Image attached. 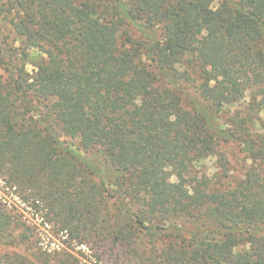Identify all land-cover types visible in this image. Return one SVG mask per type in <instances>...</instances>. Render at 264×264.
I'll list each match as a JSON object with an SVG mask.
<instances>
[{
	"label": "trees",
	"instance_id": "16d2710c",
	"mask_svg": "<svg viewBox=\"0 0 264 264\" xmlns=\"http://www.w3.org/2000/svg\"><path fill=\"white\" fill-rule=\"evenodd\" d=\"M229 144L243 177L198 175ZM0 182L70 246L264 264V0H0ZM59 249L0 264H80Z\"/></svg>",
	"mask_w": 264,
	"mask_h": 264
},
{
	"label": "rangeland",
	"instance_id": "374dc122",
	"mask_svg": "<svg viewBox=\"0 0 264 264\" xmlns=\"http://www.w3.org/2000/svg\"><path fill=\"white\" fill-rule=\"evenodd\" d=\"M130 35L138 38L136 32L128 30ZM31 71L32 68H29ZM65 139V138H63ZM69 142V139H65ZM221 155L215 157H207L199 161L196 165L198 175H206L212 177L215 174L229 172L236 178L243 177L245 171L250 166L246 156L240 151L238 144H229L222 148ZM228 168V169H225ZM4 187L0 182V204L11 212L15 213L25 225L27 234L30 236L28 246L20 248H10L0 245V250L3 252H24L32 257L33 254L47 253L55 254L59 247L66 248L69 253V258L73 261H78L80 264H133L127 261V257L121 252L113 249L112 245L106 244L91 245V246H70V243H65L64 238L60 236L54 237L55 228L52 223L41 219L27 204L19 200L18 197ZM53 237V239H49ZM52 252V253H51ZM60 252V251H59Z\"/></svg>",
	"mask_w": 264,
	"mask_h": 264
}]
</instances>
